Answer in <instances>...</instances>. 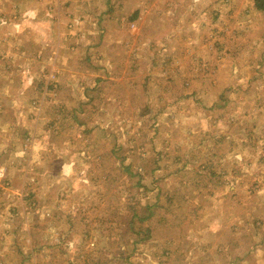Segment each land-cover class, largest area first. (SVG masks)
<instances>
[{
	"label": "rangeland",
	"instance_id": "374dc122",
	"mask_svg": "<svg viewBox=\"0 0 264 264\" xmlns=\"http://www.w3.org/2000/svg\"><path fill=\"white\" fill-rule=\"evenodd\" d=\"M253 1L0 0V264H264Z\"/></svg>",
	"mask_w": 264,
	"mask_h": 264
},
{
	"label": "trees",
	"instance_id": "16d2710c",
	"mask_svg": "<svg viewBox=\"0 0 264 264\" xmlns=\"http://www.w3.org/2000/svg\"><path fill=\"white\" fill-rule=\"evenodd\" d=\"M254 2V4H255V7L257 8V9H260V10H262V11H264V0H254L253 1ZM68 223H69V221H68ZM49 226H51V227H54V223H53V221H50V224H49ZM127 228H129L128 230L129 231H132V230H135L134 228H131V227H127ZM127 228H126V230H127ZM71 231H68V233H70ZM149 234V232L148 231H145V234H141V233H138L137 234V237L138 238H140V240H143V237H142V235H148ZM61 245H62V242L61 241H58V243L56 244V245H51V244H48L47 246L48 247H52V246H55V247H61ZM134 249L136 250L137 249V247L136 246H134ZM157 254V253H156ZM155 257H157V259L158 260H161L163 257H164V253L163 254H161V255H155ZM128 258V257H127ZM127 258L125 259V258H123V257H118V260L121 262V264H125L126 262H127ZM83 261V264H90V262L92 261V260H90L89 258L88 259H84V260H82ZM111 263V261L110 260H108L107 261V264H110ZM93 264H98V262H94ZM113 264V263H112Z\"/></svg>",
	"mask_w": 264,
	"mask_h": 264
}]
</instances>
